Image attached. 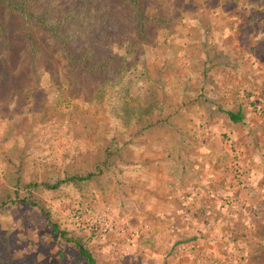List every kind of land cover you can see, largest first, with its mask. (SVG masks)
<instances>
[{"label": "rangeland", "instance_id": "1", "mask_svg": "<svg viewBox=\"0 0 264 264\" xmlns=\"http://www.w3.org/2000/svg\"><path fill=\"white\" fill-rule=\"evenodd\" d=\"M122 4L38 3L9 64L0 39V264H87L55 228L96 264H264V0H143L141 24ZM83 205L114 232L74 223Z\"/></svg>", "mask_w": 264, "mask_h": 264}, {"label": "trees", "instance_id": "2", "mask_svg": "<svg viewBox=\"0 0 264 264\" xmlns=\"http://www.w3.org/2000/svg\"><path fill=\"white\" fill-rule=\"evenodd\" d=\"M29 1L30 0H0V15L1 13L7 11L10 14L12 13L13 17H16L17 19H14L15 22L13 23V31H11L8 21L0 19V39L3 45L2 49L6 54V56H4V59L8 64L11 63L9 58L12 54V51H10L9 49L11 47V38L14 33L17 36V40L24 46H29L30 51L33 53V51H35V49H37L39 45L38 37L42 34L43 28H46V17L44 13L35 10V7L38 5V3L45 0H31V5H27ZM142 1L143 0H123L124 4H128L131 8H133L134 11H136L137 14H135V16H138L140 24L141 22L146 20V18H144L142 15ZM124 4H122L121 6L123 7ZM84 18L85 20L81 21L80 23L85 24L87 22V14ZM71 54L72 51H68L66 57L68 58V61H70L72 74H76L77 72L92 74L98 68L95 64L93 50L88 49L87 51L81 53L79 57L76 56V53L74 54V56H72ZM19 69L21 68L19 67ZM226 115L234 124H238L243 121L241 112H227ZM92 177L93 174H87L85 176H73L62 181H57L55 184L47 183L43 184V186L48 190H56L61 184L81 183L90 180ZM31 186L35 188L39 187L36 184H32ZM20 201L27 203V205L33 208H38V210H43L41 206H39L35 201H32L30 198L20 199ZM54 232L60 234V237L68 243H72L76 248L79 256L83 260H85L87 264H96L91 252L80 240L75 241L69 239L66 233L60 231L57 228L54 229Z\"/></svg>", "mask_w": 264, "mask_h": 264}, {"label": "built area", "instance_id": "3", "mask_svg": "<svg viewBox=\"0 0 264 264\" xmlns=\"http://www.w3.org/2000/svg\"><path fill=\"white\" fill-rule=\"evenodd\" d=\"M70 215L74 223L87 227V229L95 235L110 234L114 232L113 225L105 222L104 219L94 217L91 210L85 205L80 207L73 206L70 210ZM84 220L87 225H84ZM131 237L136 239L137 232L132 231Z\"/></svg>", "mask_w": 264, "mask_h": 264}]
</instances>
